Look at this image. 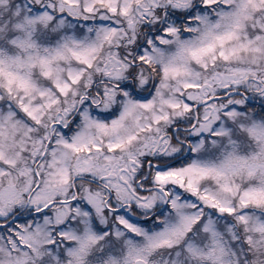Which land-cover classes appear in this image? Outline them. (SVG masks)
Listing matches in <instances>:
<instances>
[{"label":"clouds","instance_id":"clouds-1","mask_svg":"<svg viewBox=\"0 0 264 264\" xmlns=\"http://www.w3.org/2000/svg\"><path fill=\"white\" fill-rule=\"evenodd\" d=\"M175 2L113 0L111 7L118 8L115 14L96 0L0 3V51L25 61L29 56H46L51 61L47 68L39 59L29 62L31 66H14L30 82L27 91L13 87L10 92L8 82L0 80V224L22 220L37 225L47 220L52 238L61 231L77 237L104 231L103 239L88 248L81 264L112 260L130 264L135 253L127 241L132 239L138 247L145 241L120 227L112 210L116 209L145 231L158 232V222L175 226L168 237L175 247L153 253L150 264H264V172L234 175L226 163L232 150L228 138L211 131L197 136L193 115L183 113L187 97L199 94L186 91V84H204L229 68L254 70L264 80V39H256L264 36V5L249 3L241 11L243 0H221L211 8L203 7L204 0H189L191 7L182 11L195 10L196 15L166 19L163 10ZM87 7H94V14L89 15ZM158 10L162 11L159 16ZM44 15L51 18L40 19ZM197 17H206L207 22ZM28 19L36 23L27 24ZM166 24L178 31L168 35ZM189 24L191 31H186ZM231 31H238L241 40L229 43V50L241 41L255 43L231 63L220 60L212 67L211 57H204L209 64L205 70L198 63L201 49L213 42L214 34ZM13 39L28 43L17 48ZM48 68L52 74L46 77L43 72ZM255 80L251 77L250 82L231 89L215 84L217 107L231 108L229 101H244L232 108L240 113L237 119L221 109L212 124L239 138L241 154L257 148L250 136L242 135L241 127L264 124V95L250 86ZM196 109L203 120L205 107L195 104ZM201 144L199 151L193 150ZM97 145L104 151H95ZM109 145L118 146L117 150L109 151ZM161 157L176 169L193 164L221 169L226 176L200 179L197 188L221 206L233 208L235 215L220 213L175 186L167 188L171 199L159 195L154 178ZM149 180L151 184L145 183ZM229 185L233 191L227 190ZM133 186L148 189L149 202L157 197L151 209L131 211L137 202ZM176 196L179 204L189 205L180 214L171 208ZM243 198L248 199L247 208L241 206ZM181 215L192 219L185 223ZM118 230L124 234L118 237ZM7 236L0 232V244ZM70 246L79 248V241H58L49 249L52 264H78L77 257L68 254Z\"/></svg>","mask_w":264,"mask_h":264},{"label":"snow or ice","instance_id":"snow-or-ice-1","mask_svg":"<svg viewBox=\"0 0 264 264\" xmlns=\"http://www.w3.org/2000/svg\"><path fill=\"white\" fill-rule=\"evenodd\" d=\"M3 0H0L2 3ZM68 3H72V0H67ZM113 0H96L97 4L108 5L106 10L115 14L118 12L117 7H111ZM221 0H204V8L214 7L216 4L220 3ZM260 4L264 5V0H243L241 4V11H246L248 4ZM159 8V6L157 5ZM191 7L189 0H176L175 3H169L167 5L168 10H163V14L166 19H171L172 16L180 17L184 15L193 16L196 15L195 10L191 12H183L182 9ZM36 11H41L38 4L36 6ZM85 11L92 15L95 12L94 7H87ZM124 14L127 15V9L124 10ZM162 14L161 10L156 12V15L159 16ZM223 15V14H221ZM50 16L44 15L40 19H50ZM202 19L205 23L207 22L206 17H197ZM103 19V18H102ZM27 24H35V19H28ZM168 28V35H174L178 30L169 25H165ZM18 27H23V25H18ZM216 28H219L220 25H215ZM186 31H191V25L185 29ZM257 40L264 39V36H257ZM241 40V37L238 31H231L223 34H214L213 42L201 49L203 52V57L198 59V63H201L202 67L207 70L209 64L204 60V57H211L212 67H215L216 63L220 60L225 63H231L233 59H239L242 51H247L253 43L252 40H247V42L241 41L238 47L228 49V44L233 41ZM167 41H161V43H166ZM12 45L17 48H24L27 41H17L13 39L11 41ZM29 47L35 48L36 45L29 44ZM260 51L259 48L255 49ZM47 51V50H45ZM34 59H39V63L42 67L47 68L50 64V59L48 57H32L29 56L27 61L23 57H18L14 55H8L3 51H0V80H6L9 85V91H12L13 87L19 88L21 90L27 91L29 89L30 82L23 77L19 72L13 70L14 66L28 63V66H31L29 62ZM143 60V56L141 57ZM43 74L48 77L51 76L52 71L50 68L44 71ZM200 74H197L199 77ZM251 77H256L254 83H250V86L255 88L261 95H264V80L259 79L258 73L251 69H240V68H229L224 73L217 72L211 78V81H207L204 84L199 83H189L185 85V90L190 93H199L197 95H189L183 104V113L193 115L195 120L196 135L199 136L205 131H211L214 136L217 137H227L229 144L231 146V152L227 154V165L231 167L234 175L247 173L248 175H254L259 172H264V124L256 125L252 124L251 126H242L241 133L244 136H250L252 140L256 142L257 148L254 149L251 153L247 152V149L244 150L243 154L240 151V144L238 139H233V133L225 128H213L212 124L219 119V112L221 109L224 110L225 115L233 120L237 119L240 115L239 112L232 110L237 104H243V100L229 101L228 105H220L217 107L213 102L216 100L215 84L219 83L225 89H231L233 87H239L242 83L250 82ZM60 91L63 92L64 88H60ZM45 95V93H41ZM200 104L205 107L203 120L199 114V109L194 111V105ZM207 105H212L211 109L206 107ZM21 108L25 113H27L37 124L40 121L36 118L34 113L30 112L27 107L21 103ZM145 107H150L145 105ZM177 107V106H174ZM193 123L192 120L188 121ZM203 145H197L193 149L194 151H199ZM118 146L109 145V151H116ZM95 151L101 152L104 151L99 145L95 146ZM91 151V149L89 150ZM158 167L156 169L155 182L159 185L158 194L161 196H167L169 199L172 197V193L167 191L168 187L175 186L179 189H184L186 192L192 194L193 197L198 198L199 200L205 202L209 207L218 209L220 213L235 215V210L231 207H223L216 202L215 198L208 194H201L197 188V182L200 179H205L211 176H216L220 178L226 176L221 169L216 168L215 166H200L197 164L190 165L188 168L176 169L175 165H172L165 158L161 157L157 161ZM149 167H151L149 165ZM223 167V166H222ZM175 169V170H173ZM138 178V177H137ZM145 183L151 184L152 181H146ZM228 191H233L231 185L227 188ZM238 191V186L236 188ZM132 192L136 195L137 202L132 204L131 211L135 212L137 207L144 209H151L156 202L157 197L153 196L151 202H149V190H141L138 187L133 186ZM249 194H246V197ZM180 197L176 196L175 199L171 200V208L176 210L178 214L181 213L183 207L189 205H181L178 202ZM167 203V201H164ZM258 203L260 201H257ZM241 206L243 208L248 207V199L243 198L241 200ZM117 212L116 219L120 227L126 230L129 235H135L136 237H143L145 243L143 246L138 247L132 239L127 241V244L130 249L135 253V258L130 261V264H150L149 257L158 250H163L164 248H174L175 244L171 239H168L175 231V226L167 225L164 222H158L157 227L160 229L158 232L153 233L150 229L145 231L139 222L134 221L129 216H124L119 214V210L112 209ZM17 212L20 211L19 208L16 209ZM99 211V210H98ZM2 215V213H0ZM182 221L188 223L192 218L181 215ZM213 224V221L209 219L208 226L210 227ZM206 230H208L206 228ZM0 232H7L8 236L4 243L0 244V264H52L54 259L53 254L49 252V249L57 246L59 242H66L69 240H78L79 248L72 249L69 247L68 254L70 256H76L78 264H81L83 255L86 254L88 248L97 243L100 239H103L105 232L102 231L100 235L93 234L91 232L87 233L84 237H77L70 232L61 231L57 238H52V234L48 229V221L45 220L42 224L31 225L27 224L24 221H13L11 224L2 223L0 224ZM124 233L122 231H117L116 235L122 236ZM111 237L109 236V239ZM180 253H177L179 256ZM48 259L45 260L44 258ZM59 264V262H57ZM110 264H117L115 260L110 261Z\"/></svg>","mask_w":264,"mask_h":264}]
</instances>
